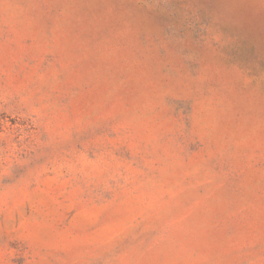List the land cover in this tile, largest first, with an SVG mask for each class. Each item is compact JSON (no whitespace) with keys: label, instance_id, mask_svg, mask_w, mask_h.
<instances>
[{"label":"rangeland","instance_id":"374dc122","mask_svg":"<svg viewBox=\"0 0 264 264\" xmlns=\"http://www.w3.org/2000/svg\"><path fill=\"white\" fill-rule=\"evenodd\" d=\"M0 264H264V0H0Z\"/></svg>","mask_w":264,"mask_h":264}]
</instances>
